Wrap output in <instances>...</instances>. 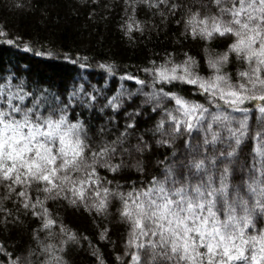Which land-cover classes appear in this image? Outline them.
I'll list each match as a JSON object with an SVG mask.
<instances>
[{
    "label": "snow or ice",
    "instance_id": "obj_1",
    "mask_svg": "<svg viewBox=\"0 0 264 264\" xmlns=\"http://www.w3.org/2000/svg\"><path fill=\"white\" fill-rule=\"evenodd\" d=\"M137 4L157 10L165 5L169 15L184 9L185 32L193 38L211 40L217 34L233 38L223 54L207 59L212 70L207 77L194 72L196 62L187 54L182 63L169 59L160 64L150 61V67L143 69L152 76L150 86L179 81L192 86L208 105L163 87L145 93L148 101L171 100L175 105L164 109L154 129V134L171 139H156L155 143L173 145L177 137L192 136L194 130L205 132V137L195 144L185 141L183 153L173 151L172 162L165 164L163 174L153 176L147 187L113 193L108 187H101L97 167L116 172L122 166L110 163V159L117 152H130L123 144L127 129L133 124L126 125L116 140L93 145L84 124L69 119L68 105L59 97L0 85V187L5 190L0 197L2 222L6 226L7 217L13 215L4 207V202L15 196L12 203L19 204L20 208L14 222H19L21 209L25 214L31 209L33 216L43 218L41 228L51 238L49 230L55 221L49 217L44 200L39 196L32 200L33 185H43L37 192L42 191L45 200L62 197L70 205L83 204L86 210L95 209L97 213L107 209L110 197L115 194L122 203L120 220L128 225L125 241V255L130 257L128 264H264V230H257L258 234L253 235L246 232L255 227L254 217L264 215V159L254 160L249 169L244 162L237 163L238 148L249 131L251 108L245 106L246 102L259 113L257 119L262 128L257 136H264V0H211L215 12L208 11V4H201L199 0H192L191 4L173 0H124L125 13L131 8L128 19L120 25L126 36L145 28L136 19ZM16 7H23L20 0H16ZM159 15L168 19L163 10ZM231 53L245 65L244 70L237 72L235 81L222 71ZM100 67L109 73L113 71L111 64ZM127 79L141 85L146 83L133 75ZM26 96L31 98L30 106L23 103ZM117 101L119 97L108 98L113 109L120 107ZM159 107L157 103L153 111ZM165 127L169 131L165 132ZM214 127L227 131L231 141V150L227 153L215 151L220 132L213 131ZM258 143L264 145V140ZM209 146L211 153L207 150ZM132 147L143 153L151 146L140 136ZM253 151L264 157V147L258 146ZM178 155L187 159L177 160ZM136 167L140 168L139 162ZM89 193L91 203H88ZM249 193L256 198L254 202ZM59 231L67 240H62L58 249L52 243L41 242L34 230L38 253L30 248L25 256L10 259L8 264H32L29 258L34 253L45 257L41 264H67L60 253L64 251V244L76 241L77 237L64 225ZM104 238L101 234V239Z\"/></svg>",
    "mask_w": 264,
    "mask_h": 264
},
{
    "label": "trees",
    "instance_id": "obj_2",
    "mask_svg": "<svg viewBox=\"0 0 264 264\" xmlns=\"http://www.w3.org/2000/svg\"><path fill=\"white\" fill-rule=\"evenodd\" d=\"M20 2L23 7H16V0H0V32L3 33L0 35V85L5 88L11 86L13 90L23 88L26 93L41 95L45 92L50 97H59L68 105L69 119L84 124L93 145L116 140L125 131L126 125H134L127 129L128 137L123 144L130 152H117L110 159V163L122 166L116 172L97 167L102 178L101 187H108L113 193H127L133 187H147L152 177L161 176L165 164L172 162L170 154L173 151L183 153L185 141L195 144L203 140L205 132L194 130L192 136L177 137L173 145L155 143L156 139H171L167 135L154 134V129L163 117L164 109L175 105L171 100L148 101L145 93L163 87L166 91L208 105L206 99L197 94L192 86L179 81L171 85L158 82L150 86L152 76L143 69L150 67V61L160 64L169 59L174 63H182L187 54L196 62L194 72L207 77L212 74L207 59L223 54L232 42L231 36L220 37L217 34L211 40L199 36L193 38L185 32L182 21L185 10H177L174 15H169L165 5H160L157 10L137 4L135 16L145 24V28L142 32L133 30L130 36H126L120 25L128 19L131 8L125 13L124 0ZM173 2L191 4L192 0ZM199 3L208 4V11L215 12L211 0H199ZM160 10L168 16L167 20L159 15ZM177 20L181 23L177 24ZM8 40L13 43L8 44ZM101 64H111L113 71L109 73L100 67ZM244 68L245 65L231 53L222 71L235 81L237 72ZM128 75L136 76L146 83L138 84L136 80L127 79ZM73 92L78 95L73 97ZM115 97H119L117 102L120 107L113 109L108 104V98ZM23 103L30 106L31 98L26 96ZM157 103L161 107L153 111ZM245 106L251 108L248 114L249 131L238 148L237 163L244 162L245 168L249 169L254 160L264 159L253 151L258 146L264 147L258 143L264 140V136H257L262 128L257 119L259 113L250 102H246ZM167 131L169 129L165 127ZM213 131L220 132L215 151H230L231 141L227 131L215 127ZM140 136L151 146L150 150L146 149L143 153L136 152L132 147ZM208 138L211 139L210 135ZM207 150L212 152L210 146ZM166 157H169L167 161ZM181 158L187 159L181 155L176 157L177 160ZM138 162L143 171L136 167ZM253 175L259 173L253 172ZM42 187V184L33 185L30 195L33 201L37 196L44 200L49 217L55 221L49 230L51 238L48 231L41 228L43 218L33 216L31 209L26 214L21 209L19 222H14L20 205L12 203L16 199L13 196L12 200L4 202V207L13 214L7 217L6 226L2 222L4 213L0 211V246L4 249L0 252V264H8L10 259L25 256L30 248L36 249L38 253V244L33 238L34 230L41 242L52 243L58 249L60 242L67 240L66 235L59 231L61 225L77 237L76 241L64 244V251L60 253L67 264H128L130 257L125 255L128 225L120 220L122 203L115 194L110 197L107 209L97 213L95 209L86 210L83 204L70 205L62 197L45 200V194L37 192V188ZM4 192V188L0 187V197ZM248 195L254 202L256 198L251 193ZM88 203H91V193ZM37 211L40 209L37 208ZM254 219L255 227L246 229L249 235L264 230V215H257ZM101 234H104V239H101ZM29 259L32 264H41L45 257L34 253Z\"/></svg>",
    "mask_w": 264,
    "mask_h": 264
},
{
    "label": "rangeland",
    "instance_id": "obj_3",
    "mask_svg": "<svg viewBox=\"0 0 264 264\" xmlns=\"http://www.w3.org/2000/svg\"><path fill=\"white\" fill-rule=\"evenodd\" d=\"M127 137H128V136H127ZM134 161H135V160H134V159H132V163H134Z\"/></svg>",
    "mask_w": 264,
    "mask_h": 264
}]
</instances>
